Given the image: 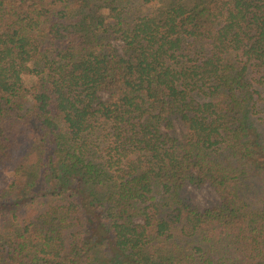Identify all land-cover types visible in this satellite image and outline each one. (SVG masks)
<instances>
[{"label": "trees", "instance_id": "16d2710c", "mask_svg": "<svg viewBox=\"0 0 264 264\" xmlns=\"http://www.w3.org/2000/svg\"><path fill=\"white\" fill-rule=\"evenodd\" d=\"M0 264H264V0H0Z\"/></svg>", "mask_w": 264, "mask_h": 264}, {"label": "rangeland", "instance_id": "374dc122", "mask_svg": "<svg viewBox=\"0 0 264 264\" xmlns=\"http://www.w3.org/2000/svg\"><path fill=\"white\" fill-rule=\"evenodd\" d=\"M114 43L120 46L121 41L116 39ZM186 194L190 200L198 207L203 208L209 206L216 199V194L209 184H204L200 187L188 186L186 189Z\"/></svg>", "mask_w": 264, "mask_h": 264}]
</instances>
